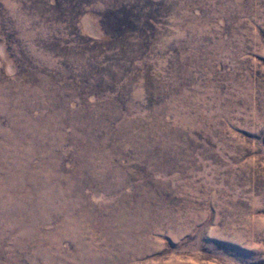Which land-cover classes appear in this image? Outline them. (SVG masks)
Here are the masks:
<instances>
[{"label": "rangeland", "instance_id": "374dc122", "mask_svg": "<svg viewBox=\"0 0 264 264\" xmlns=\"http://www.w3.org/2000/svg\"><path fill=\"white\" fill-rule=\"evenodd\" d=\"M0 264H264V0H0Z\"/></svg>", "mask_w": 264, "mask_h": 264}]
</instances>
